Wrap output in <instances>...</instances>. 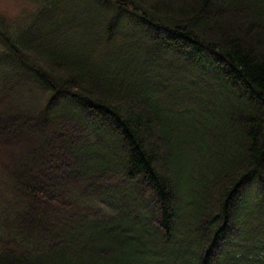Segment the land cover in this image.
<instances>
[{"label": "trees", "instance_id": "1", "mask_svg": "<svg viewBox=\"0 0 264 264\" xmlns=\"http://www.w3.org/2000/svg\"><path fill=\"white\" fill-rule=\"evenodd\" d=\"M27 1L0 264H264V0Z\"/></svg>", "mask_w": 264, "mask_h": 264}, {"label": "rangeland", "instance_id": "2", "mask_svg": "<svg viewBox=\"0 0 264 264\" xmlns=\"http://www.w3.org/2000/svg\"><path fill=\"white\" fill-rule=\"evenodd\" d=\"M26 6H29L27 0H0V13H4L10 17L17 16L23 11V9ZM32 95L31 97H25L24 100L28 99V101H34L36 98L33 97ZM22 103L24 104L25 102L22 101ZM19 147L20 144H11L10 146H6V147L0 146V159H2V161L8 160L7 163H9L11 159V168H12L14 162H16L19 159L21 152L24 150V149H20ZM0 174H1V169H0Z\"/></svg>", "mask_w": 264, "mask_h": 264}]
</instances>
